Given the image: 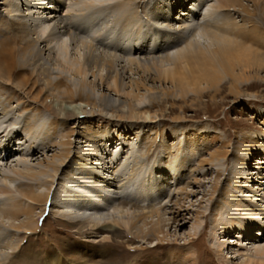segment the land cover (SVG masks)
<instances>
[{
  "label": "rangeland",
  "instance_id": "obj_1",
  "mask_svg": "<svg viewBox=\"0 0 264 264\" xmlns=\"http://www.w3.org/2000/svg\"><path fill=\"white\" fill-rule=\"evenodd\" d=\"M8 1L0 0V20L4 18L7 22V25L0 26L1 41L7 42L10 45H18L21 42V44H25L35 38L33 40L37 42L36 49L44 48L46 51V49L52 48V50L54 49L56 52H63L64 50L67 58L76 60L75 62L77 65L75 69L84 68L83 71L87 73H84V75H75L74 78V73H76L74 72L75 69L63 73L58 67L54 66L52 68L51 78L55 81L65 76L67 78H63V80H65V85L60 88L48 90L46 95L36 106L33 102L27 103L24 96L28 93V95L31 96L32 94L34 96L43 88V84L37 85L31 69L12 70L11 73L6 74L0 71V80L3 81H0V94L9 93L15 95L13 101L8 104L7 102L5 103L9 109L15 108L14 111H11V113L14 112L11 115H13L15 120L14 122H8L10 118L4 120L7 115L0 112V136L4 131H10L16 139L15 143L12 145L13 149L15 148L12 157L7 159L3 158L4 152L0 149V186L12 184V187L13 184L15 185L19 182H30V179L22 175V173H25L30 168L50 170L51 167L48 165L49 162H60L61 159H66L62 156L63 149H68L70 151L69 157H71V161L69 158V160L66 159L65 161V164L67 163V165L70 166L74 158L82 156L79 152L81 146H83V149L89 150L88 152H90V154L94 153V155L96 154L95 156L99 158L92 160L87 157V160L89 159L87 168L97 173L99 172L98 176L101 174L100 177L106 178L107 181L118 183L119 180L114 179L115 175L112 169H108L105 165L104 167L106 169L101 166V163H103V161L106 162L108 157H104L106 152H104L102 148L96 146L97 140L102 141L103 148H111L116 151L120 148H123L124 151H129L130 145L133 144V149H131V151H134L136 159H130L132 168L135 163L143 160V156H146L145 149L148 144L153 141V143L155 142L157 145L148 153L150 158L146 156L148 162L156 160L157 164L164 165L158 160H166L168 157L167 154L170 158L179 154L181 158H186L184 162L185 169L180 172L173 171L171 174L174 176L172 178H167L168 184H164V194L155 201L151 199L144 207L149 205V207L164 205V210H166V212L168 211L164 215L165 218H172L174 215L177 219L183 218L179 220L178 223H170L165 227V231L168 232L167 239L173 242L176 240V245L161 244V247L157 248L155 246L157 239L153 237L144 239L141 242L137 241L136 244H143L142 246H144L145 250L143 249V251L141 249L137 252L134 251L135 249L133 248L132 252H129L127 255L129 260L132 261L138 256V260L141 257L146 259L154 257L163 260V256L169 255L170 251V256L173 259L169 256V261L173 264H178L175 257L183 254V252L187 253V247L194 251V256H198L197 259H199L200 264H264V262L260 263L258 259L255 262H253V259L249 261V257L258 258L261 255L257 252V248L264 247V233L262 234L260 231L256 233L257 228L252 227V229H248V231L251 230L250 234L254 233L253 236H246L239 233L240 236L238 233L233 232L228 236L225 235V237L219 238L218 236L222 234L220 235V232H218V230L215 231L213 228L216 226L215 224H217L216 214L212 213V215H210L211 210H217L219 208V206L211 204L212 201L210 197H218L219 190L227 187L228 179L226 180V178L233 181L232 176L235 171L236 173L239 171L238 174H241L236 181L239 187L237 190L238 195L243 196V193L245 194V192H247L252 198L256 199L259 197V195H253L249 191L247 184L258 183L259 185L260 178L257 177L262 171L258 170L256 166L262 165L264 170V163H259L256 159L257 156L261 155L263 156L262 161L264 162V55L262 54L264 53V2H260V0H235L230 8L231 20L233 19L231 22V25H233V32L242 30L245 32L248 31L246 33V38H242L244 43L247 40L245 45L249 46V48L251 47L248 51L250 53H245V58H248L247 62L250 61L254 63L247 70L246 75L252 72L259 76L258 80L252 81L251 86L250 83L246 84V86L242 85L241 89L243 92L241 91L242 93L239 95L232 92L229 89V84H226L224 86L225 88L221 91L222 94L215 93L211 90L204 92L201 96L190 94L187 97H182L181 95H170V97H168L169 95H164L163 92L165 89H173L171 83H168V77L158 76V71L156 68H153L155 67L154 65L151 66V69L141 70L137 68L135 64H131L127 60V58L131 57H139L142 59L158 57L174 49L175 46H178L179 41L173 40L172 36L174 32L169 27L165 26V20H158L151 16L153 15L152 13L156 12V5L163 3V0H140V2L139 0H128L131 2H139V14L131 17L125 15L121 18L114 15L115 7L112 4L113 0ZM166 1L169 3V6H172V10H169L171 11V16L174 17L175 15H179V11H177L179 7H174L170 0ZM183 1L186 3H184V5L190 4L189 0ZM91 2L111 3L112 5L109 6V8H101L100 10L95 9L96 11L92 13H85L86 10L83 7L84 3ZM218 2V0H211L208 5L213 3L217 4ZM51 11L54 12L51 13ZM55 12L59 18L65 19L67 28L77 35L70 37L69 35L61 33L62 31L59 32L60 30L54 29L56 26L55 24H58V22L60 24V22H62L54 18ZM82 13L85 14L80 16ZM50 14L52 15L50 16ZM92 15H94L95 21L91 22L92 24H87L86 20ZM74 17L79 18L75 20L73 19ZM198 18L201 19V16H198ZM14 24L27 25L30 31L27 41L16 37ZM243 25L246 26V29ZM137 27L141 30L139 29L138 35H135L133 31L136 30L135 28ZM99 34L100 36H98ZM94 35H96L95 38ZM91 40L95 47H97L96 52L98 54L104 53L106 55L112 53L120 56L118 69L124 70L119 92L116 91V86L114 85V72L108 74L106 66L101 63L91 66L88 63L87 56L90 53L88 43H91ZM1 41L0 49L2 46ZM181 43L184 44V42ZM123 49L126 51L124 52ZM56 52L55 54L53 51L51 53L52 63L56 62V58H54V56L57 55ZM19 61H22L20 57ZM3 62L2 56L0 55V68L5 65ZM2 74H4V76ZM83 79H86L90 83L85 86L86 89L85 87L84 89L86 92L91 93V101L79 99V97L74 101L64 100V98H62V92L66 90L68 86L73 89H79L81 87V80ZM139 80H142L145 86L138 87L135 81ZM226 86H228V89ZM17 88H20L21 92L17 91ZM113 98H115L116 101H114ZM43 101L44 103L51 102L59 115L56 116V114L54 115L49 110L40 108V104H43ZM86 101L90 103L94 102L96 108H93L94 105H88ZM22 102H25L27 108L31 107L34 108L32 110H38V112H36L44 118L46 124L42 128V131H44L42 135L47 136L54 132V135L49 136L51 140L48 143V145L50 143L53 144L52 147L49 146V148H44L45 150L38 149L35 152H33L32 149L30 150L29 145H25L24 148V139L32 135L24 130L26 111L23 106L18 108V103ZM1 108L0 106V109ZM136 108H138L140 112L148 111L145 115L146 118L143 117V119H141V117L139 120H132L129 116V111ZM100 113L103 115L107 114L113 119L108 123L106 119L102 118ZM65 116H67V120ZM20 121H22L23 124ZM50 124L55 127V130ZM50 127L52 128L50 129ZM105 128L108 133L107 138L103 136L104 134H101ZM108 138L109 140L107 141ZM19 144H23V146L20 145L21 152L17 149ZM170 146L172 147V154L168 152L169 150L165 149ZM101 157H104V159H102L103 161H100ZM242 157L247 159L246 163H241L240 158ZM17 159H20V162L24 161V166L19 165V160ZM133 161L135 162L133 163ZM81 163L83 165V162ZM25 166L26 168H24ZM129 166L126 168V172H130L131 167ZM75 167L78 169L82 168L81 165L78 164H76ZM67 170L66 166H62L59 174L55 178L56 182L51 188V195L54 196L55 191L57 192L56 189L63 182L70 181L71 175ZM161 171H167L166 167ZM183 173H187L184 178L181 176ZM249 173H251L250 175L254 177L255 180L248 179V181L246 179ZM154 175H156V171H154ZM175 175L178 177L181 176L182 181H184L182 184H185L186 190L192 195L179 199V194L176 195L174 190L176 183V178H174ZM124 176H126V174ZM249 178L251 179V177ZM9 179H12L14 183H10ZM188 179H190L189 181H191V183H186ZM195 179H197V181H195ZM40 191L43 193L50 192L46 187H41ZM181 197H184V195ZM152 198L154 199L156 197ZM51 201L52 198L47 207L50 206ZM134 201L138 206L135 203L133 209H141L144 202ZM176 202L180 207L186 210L181 211L182 214L179 216L177 212H174L178 209L177 205L173 204ZM255 202H257V199ZM259 203L261 202L259 201ZM108 205L106 209L109 213H111L114 208L119 210L131 209V204L130 206L124 205L125 207L123 208V204L119 203L118 198L109 202ZM120 207L122 208L120 209ZM51 212H53V209L49 207L42 214V220L39 223V233L44 230L45 233H48L49 238L44 235L46 237L44 240L49 243V249L52 250L55 247L57 248L58 239L64 241V238L75 235H73L74 231L64 222L56 221L53 215L54 213ZM0 220H3L7 226L8 223H10L8 219L2 218V216H0ZM183 220L186 221V223L181 226V223L184 222ZM260 221L259 224H264V219H260ZM247 227L249 228L248 224ZM57 228L60 230L58 231ZM9 230L10 228L0 227V237ZM51 234H54L52 236H55L56 239H53V237L50 236ZM189 235H191V237L194 235L195 238L192 237V239L190 237L191 239H188ZM3 237L4 236L1 237L2 240ZM33 237L35 238H32L27 244L32 243L35 246L37 243L38 247L35 250L41 251L40 240H38L39 237L36 235H33ZM248 237L250 240H243ZM2 240L0 241V255L3 252L11 251L10 248H6L2 245ZM188 241L191 242L190 245H186ZM222 242L224 243L222 244ZM183 246H185V248ZM218 246L220 248L224 246L222 247V255L224 258L219 257L217 252L219 251ZM179 248L181 249L179 250ZM1 257L2 256H0V258Z\"/></svg>",
  "mask_w": 264,
  "mask_h": 264
},
{
  "label": "bare ground",
  "instance_id": "obj_2",
  "mask_svg": "<svg viewBox=\"0 0 264 264\" xmlns=\"http://www.w3.org/2000/svg\"><path fill=\"white\" fill-rule=\"evenodd\" d=\"M218 1L219 2L217 4L213 3L208 5L211 0H189L190 4L184 5L185 2L183 0H170L174 7H179V9H177V11H179V15H175L174 17L171 16V11H169L172 10V6H169V3H167L166 0H163L164 4H157L155 8L156 12L152 13L153 15L151 16L158 20H165V26L169 27L174 32V35L172 34L173 40L179 41L180 44L178 43L177 47L175 46L174 49H171L169 52H166L161 56L144 59L139 57H131L127 58L128 62L131 64H135L136 67L141 70L151 69V66L154 65L155 67L153 68H156V70L158 71V76L168 77V83H171L173 87V89L170 90H163L164 95H169L168 97H170V95H181L182 97H187L190 94L201 96V94H203L204 92H208L211 90L215 93L222 94L221 91L225 88L224 86L226 84H229V89L232 92H235L237 95L242 93V85L246 86V84L250 83L251 86L252 81L259 79V76L252 72H249V74L246 75L247 70L254 63L250 61L247 62L248 58H245V53H250L248 51L251 47L249 48V46H246L245 44L247 40L244 43L242 41V38H246V33L248 31L245 32L241 29L242 31L233 32V25H231L233 19L231 20L230 8L234 4L235 0ZM139 2H131L128 0H113L112 4L115 7L114 15H116L118 18H121L125 15H129V17H131L139 14ZM260 2H264V0H260ZM112 4L91 2L84 3L83 7L86 10L85 13H92L97 9L100 10L101 8H109V6H111ZM53 12L54 11H51V13ZM85 13H82L80 16L84 15ZM51 15L52 14H50V16ZM198 16H201V19H199ZM54 18L56 20L59 19L62 21L60 22V24L62 25H60L58 22V24H55L56 26L54 29H58L60 30L59 32L62 31L61 33L69 35L70 37L77 35L72 30L67 28V26L65 25V19H61V17L59 18L56 12L54 13ZM78 18L79 17H74L73 19L78 20ZM94 21V15L90 16V18L86 20L87 24ZM0 24V26H3L5 24L7 25L6 19L1 18ZM14 27L16 31V37L27 41L30 32L27 25L14 24ZM139 27L135 28L136 30L133 31L135 32V35H138L140 29ZM244 28L246 29V26H244ZM95 36L96 35H94V38ZM98 36H100V34ZM33 39L32 41H28L25 44H21V42L18 45H10L9 43L0 40L2 45L0 49V55L2 56V59L4 61L3 63L5 64L4 66H1L0 71H2L1 73L6 74L11 73L12 70L18 71L20 69L22 70L26 68L31 69L37 85L43 84V88L39 90V92L34 96L32 94L31 96L28 95L29 93L24 96L27 103L33 102L37 106V103L43 99L48 90L60 88L61 86L65 85V80H63V78L67 79L65 76H62L55 81L51 78L52 68L56 66L64 73L66 71L69 72L70 70L75 69L77 63L75 62L76 60H70L69 58H67L64 50L63 52H56L54 49L52 50V48H48L46 49V51L44 50V48L36 49L35 47L37 46V42ZM181 42H184V44ZM88 46L90 47V53L87 56V61L90 66L98 65L101 63L106 66L108 74L114 72V85L116 86V91L119 92L124 70L118 69L120 56L112 53L106 55L104 53H102L103 55L98 54L96 52L97 47H95L92 40L91 43H88ZM52 51L54 54L55 52L57 54L54 56V58H56L55 63H52ZM262 54L264 55V53ZM19 57L22 59L21 62L19 61ZM83 69H75L74 72L76 73H74V78L75 75L77 76L78 74H86L87 72H84ZM2 75L4 76V74ZM0 81L3 82L2 80ZM80 84L81 87L79 89H73L69 86L67 87L66 85L67 88L62 92V98H64V100L67 99L68 101H74L79 97V99L91 101V93H88L85 90V86L90 84L89 81L83 79L81 80ZM135 84L138 87L145 86L142 80L135 81ZM226 87L228 89V86ZM17 89V91L21 92L20 88ZM14 98L15 95L9 93L0 94V106L2 107L0 109V112H2L4 115H7L4 120L10 118L8 122H14L15 119L13 115H11L14 112L11 113V111H14L15 108L9 109L8 106L5 105V103H10L14 100ZM113 100L116 101L115 98H113ZM89 101H86V103L88 105L91 104V106L94 105L93 108H96L95 103H90ZM42 103L43 104H40L41 107L39 106L40 108L47 109L54 115L56 114V116L59 115L56 108L51 102L44 103L43 101ZM24 104L25 102L18 103V108H21L23 106V108L25 109L26 122L24 124V130L32 135L31 137L24 139V148L25 145H29L30 150L32 149V151L35 152L38 149L42 150L44 148H49V146L52 147L53 144L50 143L48 145V143L51 140V137L49 136L54 135V132L47 136L42 135V133H44V131H42V128L46 124L44 118L39 113H37L38 110H32L34 108L31 107L27 108L26 104L24 107ZM147 112L148 111L140 112L138 108L131 109L129 111V116L130 118H132V120L134 119L135 121L136 119L139 120L141 117V119H143V117L146 118L145 115L147 114ZM106 113L109 114L108 112ZM107 114L101 115L103 119H106L108 123H110L113 118L108 116ZM66 117L67 116H65V119ZM52 127H50V129ZM105 130L106 128L101 132V134H104L103 136L107 138L108 133L107 130ZM15 140L16 139L10 133V131H4L0 136V149L2 150V152H4L3 158L7 159L14 155L13 150L15 148L13 149L12 145L13 143H15ZM108 140L109 138L107 139V141ZM101 142L102 141L97 140L96 146L102 148L104 152H106V155L104 157H108V160H105L106 162L102 160L104 159V157L100 158V161H103V163H101V166L104 167L105 165L108 169H112L115 175L114 179H118V183L107 181L106 178L100 177L101 174L100 176H98L99 172L97 173L94 170L87 168V165L89 163V159L87 160V157L92 160H96L99 158L95 156L96 154H90V152H88L89 150L87 151L83 149V146H81L79 148V152L82 156L74 158L70 166H68L67 163L65 164L66 159L69 158L71 161V157H69L70 151L68 149H63L62 156L66 159H61L60 162H49L48 165L51 167V172L50 170L45 169L30 168L25 173H22V175H25L30 179V182H19L15 185L13 184L12 187V184L0 186V216H2V218L8 219L10 222L7 226L3 220H0V227L10 228L8 232L6 231L4 235H1V237H4L3 240L0 237V241H3L2 245L4 247L11 249V251L5 253L3 252L0 255L2 256L0 258V264H173L171 261H169L170 251L169 255L163 256V260H159L154 257H149L147 259L141 257L138 260V256L131 261L129 260L127 255L129 252H132L133 248L135 249L134 251L137 252L141 249H144V246H142L143 244H136L137 241L141 242L144 239H150L152 237L157 239V242L155 244L157 248L161 247V244L176 245V240H174L175 242H173L167 239L168 232L165 231V227L170 223H178L179 220H181L183 217L177 219L174 215V217L172 218H165L164 215L168 211L166 212V210H164V205L155 207H149L150 205L146 207L144 206L147 205L151 199L155 201L158 197L164 194V186L168 184L167 178H172L174 176H172L171 174L173 171L180 172L185 169L184 162L186 158H181L178 153L177 154L179 156L176 155L170 158L167 154L168 157L166 158V160H158L164 165L157 164L156 160L153 162H148L147 158H150L148 153L157 145V143H153V141H151L145 149L147 158L146 156H143V160L135 163L132 168L130 159H136L134 151H131V149H133V144L130 145L129 151H124L123 148H120L116 151L112 150L111 148H103V143ZM20 145L23 146V144H19V147H17V149L21 152ZM165 149L169 150L168 152L172 154L171 146ZM240 159L241 163L247 162V159L244 157ZM256 159L259 163H264L262 161L263 156H257ZM17 160H19V165L24 166V161L20 162V159ZM81 162H83V165ZM134 162L135 161H133V163ZM76 164L81 165L82 168H76ZM62 166L67 167V172L70 173L71 178L69 179L70 181L63 182L56 189L57 192L55 191L53 196L51 195V188L55 184V178L59 174ZM128 166L131 167L130 172H126V168ZM164 167H166L167 169V171L165 172L161 171ZM173 167H175L176 169ZM256 167L258 168V170L262 171L260 175L258 174L257 177L260 178V184H247V188H249V191L253 195H259V197L256 198L257 202H255L256 199L252 198V196L247 192H245V194L242 192L243 196L238 195L237 190L239 189V187L236 181L238 177L241 176L240 173L238 174L239 171L237 173L236 171L234 172V175L232 176L233 181H230L229 178H226V180L228 179L227 187H225V184L224 189L222 188L221 190H219V192L217 191L218 197H210L212 201L211 204L219 206L217 210L210 211V215H212V213L216 214L217 224H215V227H213L212 225V227L215 229V231L218 230V232H220V235L222 234L221 236H218L219 238H223L225 237V235L228 236L233 232L238 234L242 233L246 236H253L254 233L250 234L251 230L248 231V229H252V227L257 228L256 233L257 231H260V233L262 232V234L264 233V224H259L260 219H264V170L262 165ZM24 168H26V166ZM83 171L87 174H85ZM154 171H156V175H154ZM125 174L126 176H124ZM250 174L251 173H249V176H246L247 178L245 177V175L244 177L247 180H255L254 177H252ZM185 175H187V173H183V175H181L182 178H184ZM181 176L178 177L177 175H175L174 177L176 178L174 190L176 192V195L179 194V199L192 195L186 190L185 184H182L184 181H182ZM249 177H251V179ZM189 180L190 179H188L186 183H191V181ZM9 181L10 183H14L12 179H9ZM195 181H197V179H195ZM41 187H46V189L50 192L43 193L42 191H40ZM182 195H184V197H181ZM152 197L156 198L153 199ZM51 198L52 201L49 207L53 209V212L51 213H54V218L56 219V221L64 222L71 230L74 231L73 235H75L68 236V238L63 237L64 241L58 239L57 248L55 247L52 250L49 249V243L44 240L46 237L49 238L48 233H45V230L39 233V223L42 220V214L49 208L47 207V205ZM117 198L119 199V203L123 204V208L126 205L130 206L131 204V209L127 208L119 210L114 208L112 212L109 213V211H107L106 209V207L109 206L108 203L116 200ZM134 200L144 202L141 209H133L134 204L136 203ZM259 201L261 203H259ZM173 204L177 205L178 209L174 212H177L178 216L182 214L181 211H186L184 208L180 207L177 202ZM121 208L122 207H120V209ZM185 223L186 221L182 222L181 226L185 225ZM247 224L249 225V228L247 227ZM57 230L59 231L60 229L57 228ZM33 235L39 237L38 240H40L41 251L35 250L38 247L36 242V244L34 243L35 246L32 243L27 244L32 240V238H35L33 237ZM52 235L54 234H51L50 236ZM52 237L53 239H56L55 236ZM190 237L191 235H189L188 239H191L192 237L195 238L194 235L191 238ZM243 240L250 239L248 237L244 238ZM223 243L224 242H222V244ZM187 244L190 245L191 242L188 241L186 245ZM183 247L185 248V246ZM222 247L224 246H221V248ZM221 248L219 247V251L217 252L220 258H224V256L222 255L223 248ZM180 249L181 248H179V250ZM186 249L187 253L183 252V254L180 253L181 255L175 257L176 262H178V264H200L199 259H197L198 256H194V251L191 250V248L186 247ZM257 252L261 255H258V258L249 257V261L253 259V262H255L258 259L260 263H263L264 247L259 249L257 248Z\"/></svg>",
  "mask_w": 264,
  "mask_h": 264
}]
</instances>
